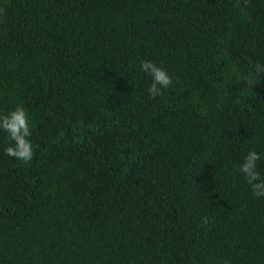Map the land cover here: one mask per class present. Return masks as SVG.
I'll return each mask as SVG.
<instances>
[{"label":"trees","instance_id":"16d2710c","mask_svg":"<svg viewBox=\"0 0 264 264\" xmlns=\"http://www.w3.org/2000/svg\"><path fill=\"white\" fill-rule=\"evenodd\" d=\"M256 61L264 0H0V109L34 122L26 163L0 133V264H264L234 167L264 151V76L229 73Z\"/></svg>","mask_w":264,"mask_h":264},{"label":"clouds","instance_id":"9594fccd","mask_svg":"<svg viewBox=\"0 0 264 264\" xmlns=\"http://www.w3.org/2000/svg\"><path fill=\"white\" fill-rule=\"evenodd\" d=\"M139 70L150 77L146 87L149 97L162 95L172 83L173 74L163 62L158 63L145 58L140 60ZM229 73L252 87L255 81L264 76V61L254 62L248 71L231 65ZM33 126L31 113L22 103H16L14 107L7 110L0 109V133H3L7 140V143L3 145V152L21 163L31 161L34 156V144L31 139ZM261 161H264V151L249 147L234 166L235 170L243 175L249 189L256 197L264 196V172L261 171L264 165ZM221 264H231L230 258H224Z\"/></svg>","mask_w":264,"mask_h":264}]
</instances>
